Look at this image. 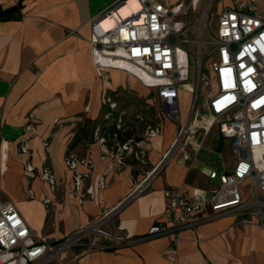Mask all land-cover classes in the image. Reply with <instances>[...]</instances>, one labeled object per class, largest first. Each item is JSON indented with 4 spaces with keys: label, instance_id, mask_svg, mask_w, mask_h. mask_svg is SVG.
I'll return each instance as SVG.
<instances>
[{
    "label": "crops",
    "instance_id": "crops-1",
    "mask_svg": "<svg viewBox=\"0 0 264 264\" xmlns=\"http://www.w3.org/2000/svg\"><path fill=\"white\" fill-rule=\"evenodd\" d=\"M18 1L17 9L0 18V188L6 193L0 194V200L12 199L27 224L51 240L89 227L103 211L112 210L105 226L125 240L107 241L110 247L86 253L85 246L75 245L61 256L68 264H264V223L252 215L256 206L251 190L247 193L240 188L242 199L252 203L245 210L223 213L196 228L181 230L173 261L167 256L170 237L142 238L161 219L166 186L177 185L188 194L207 197L217 180L207 174L213 163L204 168L196 158L192 160L188 132L186 150L162 161L176 128L167 119L159 135H138L143 141L132 152L125 151L121 162L109 141L104 148L98 141V137L106 139L105 128L114 122L104 117L108 111L104 91L116 101V112H126V129H135L139 121L143 127V116L131 117L121 96L125 101L136 92L139 103L142 95L154 98V90L124 71L106 68L98 73L93 65L87 42L90 19L117 0H0V11L14 8ZM130 80L135 82L132 88ZM161 114L164 116L163 109L157 112L158 119ZM188 116L189 112L181 115L180 124ZM29 121L33 129L24 132ZM149 125H158V121ZM135 133L136 129L134 140ZM22 136L27 137L30 155L20 151ZM199 137L193 136L191 144ZM230 149L232 152L231 143ZM69 154L91 163L89 168L80 165V171L87 172L83 191L92 189L82 202L71 190V171L64 161ZM232 155L230 167L223 171H231L236 160ZM26 162L37 174L38 169L49 166L54 189L37 174L27 176ZM138 184L143 189L136 192ZM258 199L264 208V195ZM90 238L88 234L86 240Z\"/></svg>",
    "mask_w": 264,
    "mask_h": 264
},
{
    "label": "built area",
    "instance_id": "built-area-1",
    "mask_svg": "<svg viewBox=\"0 0 264 264\" xmlns=\"http://www.w3.org/2000/svg\"><path fill=\"white\" fill-rule=\"evenodd\" d=\"M127 1L117 0L90 19L91 32L87 42L98 73L106 68L119 69L133 76L143 87L154 90V98L161 104L165 118L176 124L171 148L164 155L163 162L170 160L177 151L186 150V132L189 133V152L192 160L195 159L214 124L221 136L230 139L236 158L229 172L209 169V178L217 182L207 197L188 194L177 185L164 188L166 205L161 219L142 238L170 237L167 256L173 261L181 230L196 228L220 214L245 210L252 205L242 199L240 186L245 181L251 182V198H255L253 204L256 208L252 215L264 223V208L258 199L264 195V0H231L220 9L215 36L209 41L206 72H202L204 41L199 36L194 51L186 48L182 37L185 24L178 19L189 9L196 8L199 0H188L186 4L183 0H137V10L127 17L117 16ZM210 3L211 0L203 12L206 18ZM109 19L114 23L106 27L104 22ZM190 55L196 58V84L185 88L193 95L192 108L188 121L180 124V90L189 77ZM201 83L205 92H200ZM200 93L205 114L196 107ZM103 101L108 106L105 119H114L115 132L123 130L126 112H116L117 103L106 91L103 92ZM29 118L32 119L33 114ZM33 126L29 121L24 132L31 131ZM159 133V124L148 125L144 136L150 138ZM94 134L98 137V129ZM193 136H200V139L191 144ZM97 139L104 148L105 137ZM141 141L131 138L116 143V148L112 149L118 161L121 162L125 151L132 152L134 145L139 146ZM26 142L27 137L22 136L20 151L30 155ZM43 145L48 150V142L44 141ZM135 156L140 158L137 154ZM64 161L71 171V190L82 202L85 193H91L92 189L88 187L83 191V178L87 172L80 171V165L89 168L90 160H80L69 154ZM36 171L30 162L25 163L27 176H35ZM37 175L54 189L55 177L49 166L38 169ZM136 189L139 192L143 187L138 184ZM27 192L31 194L32 190ZM3 193L6 194L0 188V194ZM112 212L105 210L91 226L51 240L27 224L12 199L0 200V264H47L51 261L68 264L62 262L61 256L75 245L85 246L83 253L106 249L110 247L107 241L119 242L126 238L112 234L106 228L105 221L114 214ZM88 234L91 238L86 240Z\"/></svg>",
    "mask_w": 264,
    "mask_h": 264
},
{
    "label": "rangeland",
    "instance_id": "rangeland-1",
    "mask_svg": "<svg viewBox=\"0 0 264 264\" xmlns=\"http://www.w3.org/2000/svg\"><path fill=\"white\" fill-rule=\"evenodd\" d=\"M183 2L186 4L188 0H183ZM228 2L229 0H211L210 7L208 10V17L206 18L203 15V12L207 9L209 0H199L196 8L189 9L186 14L178 17V19L182 20L185 24L182 37L185 38L184 45L186 48L190 49L191 51H194L197 46L199 36L204 41L202 43L201 48V52L205 54L202 64V72H206V63L209 59L207 52L211 47L209 41L215 36L216 33L217 14L221 8L228 4ZM201 29L203 30L201 31ZM195 60L196 58L192 57L191 55L189 65V77L188 80L184 82L185 87L180 90L179 99L181 115L187 114L192 108L193 95L186 89H189L191 86H194L196 84L197 71ZM133 82L134 81L132 80L129 81L128 84L129 86H131L130 88L134 86L135 82ZM205 89L206 88L204 84L201 83L200 92H205ZM136 97V92H132L130 93V97L127 100L123 101V96H121V100L125 104L123 107L127 110L128 114L131 117L137 114L143 116V120L141 121L143 122V127L141 123L139 124L140 121L135 127V136L138 137L139 135L142 137L145 133L146 127L154 119L158 121V124L161 128V125L165 122L166 118L162 114L161 116H159V119L157 118V112H161V109L163 108L162 106H160L159 102L152 97V94L142 95L140 98V101L142 102L140 103L137 101ZM196 103V107H198L200 111L205 114L206 112L202 108V105L204 106L202 93L199 94ZM230 143V139L221 136L216 125L214 124L209 134L204 138V149H202V151L196 156L195 162L204 168L210 167V163L213 162L214 168L218 172H222L223 169L229 168L230 166L228 165V163L233 161ZM112 145L113 148H116L115 143H113ZM212 155H214V157L211 159ZM240 188L244 192L249 193L252 189V185L250 182L245 181L244 183H242Z\"/></svg>",
    "mask_w": 264,
    "mask_h": 264
},
{
    "label": "trees",
    "instance_id": "trees-1",
    "mask_svg": "<svg viewBox=\"0 0 264 264\" xmlns=\"http://www.w3.org/2000/svg\"><path fill=\"white\" fill-rule=\"evenodd\" d=\"M20 6V2L18 1L17 5L9 10H5V11H0V18H7V14L14 11L15 9H17ZM191 56V55H190ZM193 57V56H192ZM126 124L124 123V128L123 130L120 131H116L114 122L110 123L109 125L106 126L105 128V134H106V143L107 141H109V144H113V143H123L125 141H127L128 139H131L135 129L134 128H129L126 129ZM116 133V137H113V134ZM139 138L136 137L135 140H138Z\"/></svg>",
    "mask_w": 264,
    "mask_h": 264
},
{
    "label": "bare ground",
    "instance_id": "bare-ground-1",
    "mask_svg": "<svg viewBox=\"0 0 264 264\" xmlns=\"http://www.w3.org/2000/svg\"><path fill=\"white\" fill-rule=\"evenodd\" d=\"M139 8V3L137 0H128L117 12V16H123V17H127L128 15H130V13L134 10H137ZM105 26L106 27H110L113 25L114 20L109 19V20H105Z\"/></svg>",
    "mask_w": 264,
    "mask_h": 264
},
{
    "label": "water",
    "instance_id": "water-1",
    "mask_svg": "<svg viewBox=\"0 0 264 264\" xmlns=\"http://www.w3.org/2000/svg\"><path fill=\"white\" fill-rule=\"evenodd\" d=\"M214 157V155H212L211 159ZM213 162H211L210 164H212Z\"/></svg>",
    "mask_w": 264,
    "mask_h": 264
}]
</instances>
